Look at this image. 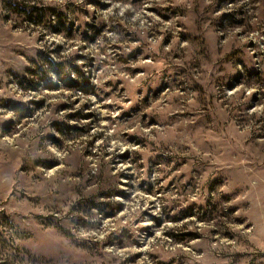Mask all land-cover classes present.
<instances>
[{
	"label": "rangeland",
	"instance_id": "rangeland-1",
	"mask_svg": "<svg viewBox=\"0 0 264 264\" xmlns=\"http://www.w3.org/2000/svg\"><path fill=\"white\" fill-rule=\"evenodd\" d=\"M0 264H264V0H0Z\"/></svg>",
	"mask_w": 264,
	"mask_h": 264
}]
</instances>
